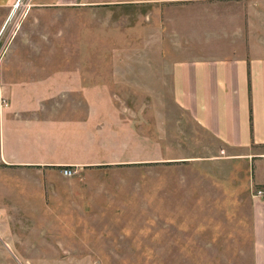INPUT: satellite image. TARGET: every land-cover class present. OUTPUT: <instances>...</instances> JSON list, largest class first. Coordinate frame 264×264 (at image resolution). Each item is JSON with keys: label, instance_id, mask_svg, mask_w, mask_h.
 <instances>
[{"label": "rangeland", "instance_id": "rangeland-1", "mask_svg": "<svg viewBox=\"0 0 264 264\" xmlns=\"http://www.w3.org/2000/svg\"><path fill=\"white\" fill-rule=\"evenodd\" d=\"M86 1L8 11L1 41L51 79L71 60L65 76L102 85L69 101L98 106L104 129L99 163L0 164V264H253L251 164L228 158L171 87L176 61L264 56V0Z\"/></svg>", "mask_w": 264, "mask_h": 264}, {"label": "crops", "instance_id": "crops-1", "mask_svg": "<svg viewBox=\"0 0 264 264\" xmlns=\"http://www.w3.org/2000/svg\"><path fill=\"white\" fill-rule=\"evenodd\" d=\"M15 2L0 0V38ZM84 3L87 1L30 0L29 5ZM6 39L0 40V96L8 97L10 104L0 108V164L23 169L68 164L78 169L101 162L94 153L99 148L95 136H102L104 129L100 125L99 133L94 132L98 126L94 124L101 119L100 108L72 105L69 99L102 97V85H86L84 77L76 73L65 76L71 71V60L51 79L40 69L43 63L25 57L23 50L10 46V37ZM171 90L191 118L231 151L228 158L251 164L253 264H264V152L252 151L264 145V56L236 53L176 61ZM53 98L67 102L45 104ZM256 189L263 195H254Z\"/></svg>", "mask_w": 264, "mask_h": 264}, {"label": "built area", "instance_id": "built-area-1", "mask_svg": "<svg viewBox=\"0 0 264 264\" xmlns=\"http://www.w3.org/2000/svg\"><path fill=\"white\" fill-rule=\"evenodd\" d=\"M29 3L24 4L22 0H16V2L14 3L13 7H12V11L11 12H15L16 9H22V11H26L29 7ZM0 58H1V53H0ZM4 103V100L0 101V108L2 107V104ZM63 176H72L73 174L76 173V170L71 168L70 166H64L61 170ZM254 195L256 196H261L263 195V191L262 190H257Z\"/></svg>", "mask_w": 264, "mask_h": 264}]
</instances>
